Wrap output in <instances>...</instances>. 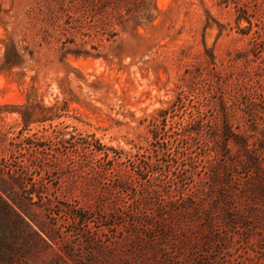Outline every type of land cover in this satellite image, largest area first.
Listing matches in <instances>:
<instances>
[{"label":"rangeland","instance_id":"obj_1","mask_svg":"<svg viewBox=\"0 0 264 264\" xmlns=\"http://www.w3.org/2000/svg\"><path fill=\"white\" fill-rule=\"evenodd\" d=\"M103 2L0 0V264H264V0H156L151 23L128 17L115 29L101 25ZM72 3L83 5L76 22ZM55 101L66 110L23 126L20 113L39 118ZM191 118L198 132L173 140ZM59 129L110 148L104 184L131 177L120 217L95 209L78 227L55 204L6 207L32 177L62 197L60 169L20 183L7 167L41 148L51 161ZM29 136L39 150L22 144ZM145 182L160 193L143 211L151 224H133L132 194Z\"/></svg>","mask_w":264,"mask_h":264},{"label":"trees","instance_id":"obj_2","mask_svg":"<svg viewBox=\"0 0 264 264\" xmlns=\"http://www.w3.org/2000/svg\"><path fill=\"white\" fill-rule=\"evenodd\" d=\"M156 0H104L101 4L99 11L102 19L101 25L104 28L115 29L116 26L124 27L128 17L134 19L136 25L151 23L154 20L156 11ZM72 19L76 22L80 17L76 16L83 10V5L72 3L69 6ZM73 11V12H72ZM97 12V11H95ZM246 19V18H245ZM47 111H40L42 114L39 118H33L32 114L20 113L21 121L24 127H28L35 121L52 120L46 116L50 113L49 117L57 115L58 112L66 110V103H59L55 101L49 107H46ZM193 123H197L196 120L190 119L189 128H183L180 133H175L173 140H177L179 136L189 134L191 132H198V129L192 130ZM177 136V137H176ZM49 141L53 143L57 149V154L51 161H47V153L44 148H41L39 154L35 157H28L26 162L14 171L12 166L8 165L9 173L12 181L25 182L29 178L28 173L32 172L35 176L40 174L41 170H49L51 167L58 168L67 174V187L62 197L50 198L47 193L48 186L39 179V177L31 178L30 185H24L22 188V194L19 196L17 193L14 196L5 200L6 207L13 211V207L16 206L23 211H29L33 206L50 209L55 204L59 209H65L71 215L73 222L76 226L87 227L91 214L98 211L100 214H105V211H111L114 214L113 218H118V214L115 212V208L119 205L120 196L119 191L130 193L132 179L129 176H117L111 185L104 184L103 180L108 176L109 168L105 167L104 161L109 160L110 148L99 144L96 140L91 139L89 136H82L81 134L75 135L65 132L63 129L56 130L54 136H50ZM25 141H29L25 143ZM39 138H26L22 144H27V147H35L39 150L40 144L37 143ZM17 142L13 139L9 142V149L14 148ZM66 146L67 150L63 154L60 152V146ZM188 141L185 144V148L188 147ZM22 147H25L24 145ZM64 155V156H63ZM113 161V159H111ZM67 163L65 166H61L63 163ZM150 162V161H149ZM115 163V161H114ZM37 170V171H36ZM186 175L179 174L175 177V181L167 188L168 193L181 186V182L185 179ZM7 181V186L12 190L13 182ZM20 182V183H21ZM183 183V182H182ZM173 189L170 190V187ZM119 189V190H118ZM141 193L135 192L132 194V201L130 202L131 208L129 209L128 220L133 224L137 222H143L145 225L151 224V217H146L143 211L149 206L155 204L156 198L160 193V186L154 182L143 183L142 188L139 189ZM62 199V200H60ZM96 206V208L94 207ZM167 206L157 207L160 213L159 222L164 221L167 215L170 214ZM102 218V217H101ZM121 219V218H119ZM86 233L88 243L92 245L93 242L99 241L98 235L91 232ZM83 234V233H82ZM167 237V236H166Z\"/></svg>","mask_w":264,"mask_h":264}]
</instances>
